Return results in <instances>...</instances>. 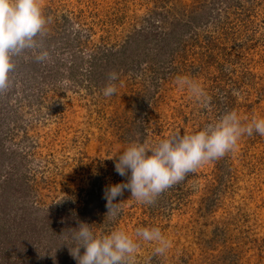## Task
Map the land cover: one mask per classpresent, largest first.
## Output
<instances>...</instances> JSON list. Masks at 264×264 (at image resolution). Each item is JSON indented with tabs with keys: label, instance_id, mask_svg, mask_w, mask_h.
<instances>
[{
	"label": "rangeland",
	"instance_id": "374dc122",
	"mask_svg": "<svg viewBox=\"0 0 264 264\" xmlns=\"http://www.w3.org/2000/svg\"><path fill=\"white\" fill-rule=\"evenodd\" d=\"M41 7L51 19L37 40L49 58L32 72L17 69L20 60L35 58L25 50L0 92V112L17 110L4 113L0 149L23 155L26 167L4 164L1 180L13 175L14 189L26 193L38 216L52 209L50 222L68 215L65 202L72 214L81 209L95 234L125 231L139 243L136 264H264V136L255 132L151 205L125 190L112 219L104 199L107 186L127 182L113 157L130 144L192 134L233 110L243 124L264 118V0H41ZM77 30L79 48L70 36ZM74 53L77 65L84 62L75 80ZM111 53L116 64L90 75L89 56ZM59 61L65 66L55 77ZM111 72L118 74L116 93L105 97ZM177 76L198 82L208 106L177 86ZM63 223L57 237L43 231L40 241L24 245V236H11L12 223L1 220L7 243L0 244V264H77L69 251L74 232ZM141 227L160 228L171 241L165 254L135 237Z\"/></svg>",
	"mask_w": 264,
	"mask_h": 264
},
{
	"label": "clouds",
	"instance_id": "9594fccd",
	"mask_svg": "<svg viewBox=\"0 0 264 264\" xmlns=\"http://www.w3.org/2000/svg\"><path fill=\"white\" fill-rule=\"evenodd\" d=\"M50 19L43 15L41 0H0V92L9 87V74L15 68L13 57L32 50L37 62L49 58V52L43 49L37 37L44 35ZM117 79V73L108 74L109 83L102 89L105 97L116 93V85L112 82ZM70 83L69 80L61 81L65 87ZM175 83L181 89L186 88L202 106H208L210 98L198 82L188 76H177ZM233 95L239 96L240 93L234 90ZM253 132L264 136V118L254 116L243 124L233 110L192 134L176 133L151 146L130 144L113 157L115 171L126 177L127 182L105 188L107 217L115 219L118 216L120 203L114 201L122 197L125 190L131 192L130 199L151 205L165 190L184 181L189 173L234 151L241 136H251ZM72 230H75L72 236L75 243L69 251L77 264H136L139 243L125 231L117 229L108 234H95L84 222ZM135 237L153 243L154 254L157 255L165 254L171 247V241L158 227L137 228ZM81 249L84 250L82 255Z\"/></svg>",
	"mask_w": 264,
	"mask_h": 264
},
{
	"label": "trees",
	"instance_id": "16d2710c",
	"mask_svg": "<svg viewBox=\"0 0 264 264\" xmlns=\"http://www.w3.org/2000/svg\"><path fill=\"white\" fill-rule=\"evenodd\" d=\"M70 36L73 37L72 40H75L71 43L77 44L75 46V48H79V46L82 44V41H81L82 39H80V38H83L80 30L74 31V33ZM78 54L74 53V55H72V57H71V58H74V64L76 66L74 68L75 70L73 69L72 72L69 74L72 75V78H74V80L77 79L78 75H84L80 71V68H81L80 64H82L84 62L81 61V63L79 65H77V63H75V59L78 57L77 56ZM114 55L115 54H113V53H111L110 56L105 55V54L104 55L102 54L101 56H97V54H96V55H93V57L91 58V61H90V56H89L87 62L89 63V66L91 65V71L92 72L90 73V75H95V74L104 75L105 73H107L108 67L110 65L114 66V64H116V63H113V61H112V58L114 57ZM18 57L19 56L13 57V59H17ZM63 63L64 62L59 61L60 67L54 72L55 77L57 75L61 74V67L65 66V64H63ZM105 64L107 65V67H105ZM38 65H39V62H37V60L35 58H33L30 61H27V59L26 60H20L19 64L16 67H17V69L18 68L25 69L28 67V70H29L28 72H32V69L35 70ZM69 65H70V61H69V63H67V66H69ZM22 82H24V81H22ZM3 110H4V113L7 112V117L9 115L8 113L14 114L17 111L12 106L11 107L6 106ZM0 113H1L0 114V124H1L3 119H5V117H4L5 115L2 112H0ZM3 145H4V137L0 135V147ZM17 157L19 159H17ZM26 162L27 161H26L25 157L21 154L19 155L18 152H14V150H13V151H9V153L7 154V152L5 150L0 149V217L2 218V219H0V222H1V220H5V221H9L10 223H12L11 226L9 227V229H7L10 232V235L11 236L17 235L16 237L24 236L25 239H24L23 244L27 245V244L31 243V240L33 241L35 238L38 241H40V238H41L40 234H42L43 231L49 232L50 234H53V236L58 235L59 231H58V228H56V227L58 224H61V222H64L63 224H65L64 226L61 227L62 229L68 228V227L70 230L78 228L79 223L84 221L80 218L81 213H82L80 208H78L76 210L78 215L72 214L73 211L71 212V209H69L70 206L67 205V207H66L65 202H63V209L65 211H68V215L63 214V221H57L56 219H54V221L50 222L51 216H53L52 214L50 215L52 209L48 212L46 210H43L44 215L38 216V214H36V211L38 212V210H36L34 207L29 206L28 203H26V201H25V198L27 197L26 193H20V190H17L16 188L14 189V182L12 180L13 175L9 176V180L8 179L6 181L1 180V170L4 166V164L5 165L7 164L6 166L11 164L10 165V166H12L11 168L16 169V166L18 167V165H16V164H19L21 166L23 165L24 167H26ZM26 172H28L27 169H26ZM9 198L11 200L10 203H12L11 204L12 207L8 208L7 213H6L4 210V206H5V204ZM16 199L20 200V205H17L16 201H14ZM90 202L91 201H89V209H90ZM53 225H54V228L52 227ZM53 229H55V230H53ZM74 231L75 230H73V232ZM3 234L4 233L1 234V231H0V239H2V241H0V244H3L2 242H5V239L2 238ZM71 234H72V231H70L69 235H71ZM54 237H57V236H54ZM5 243H7V241ZM60 244L63 245L62 242H60ZM58 256H60V255H58ZM38 258H40L39 255H38ZM33 259L36 260L34 258V254H33ZM63 260H64V258H63Z\"/></svg>",
	"mask_w": 264,
	"mask_h": 264
}]
</instances>
